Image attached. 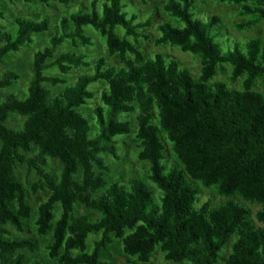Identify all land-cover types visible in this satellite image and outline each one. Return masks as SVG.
Here are the masks:
<instances>
[{"label": "trees", "instance_id": "obj_1", "mask_svg": "<svg viewBox=\"0 0 264 264\" xmlns=\"http://www.w3.org/2000/svg\"><path fill=\"white\" fill-rule=\"evenodd\" d=\"M204 1L237 7L247 19L237 24L239 31L264 21V0ZM126 8L124 0H94L90 11L64 17L63 33L34 54L28 95L22 99L8 93L0 100V258L10 256L8 264H48L32 258L39 249L32 238L8 237V226L24 233V222L33 217L16 175L17 167L25 166L27 176L37 178L33 193L50 192L38 207L36 227L41 237L52 234L49 258L59 264H106L103 252L117 241L130 264H151L158 250L173 264H264V228L254 224L247 206L232 200L240 195L261 204L257 219L264 225V93L254 90L264 79L262 42L252 39L243 48L227 36L219 16H198L196 0H168L164 11L173 22L159 26L156 45L199 56L203 71L196 79L177 60L146 57L139 44L150 40L143 31L152 21L141 22ZM15 25V32L0 29V63L33 46L52 22L17 17ZM89 30L124 66L101 57L92 73L70 84L65 77L91 63L76 51L59 50L67 42L91 46ZM225 66L233 69L232 81L243 79V91L212 83ZM55 67L60 75H48ZM20 79L18 72L7 70L0 91ZM101 84L107 88L93 125L83 108L97 97L92 87ZM49 86L65 89L54 94ZM132 115L141 145L138 159L148 163L147 181L112 182L105 157L119 159V138L132 134ZM11 116L21 119L19 128L10 127ZM163 135L179 162L171 169L165 164ZM50 160L61 165L59 175L50 172ZM194 183L218 186L229 200L218 208L206 203L199 209ZM78 206L96 212L98 219L79 214ZM91 236L97 237L92 248Z\"/></svg>", "mask_w": 264, "mask_h": 264}, {"label": "rangeland", "instance_id": "obj_2", "mask_svg": "<svg viewBox=\"0 0 264 264\" xmlns=\"http://www.w3.org/2000/svg\"><path fill=\"white\" fill-rule=\"evenodd\" d=\"M92 1L94 0H68V2L58 1L53 2L50 6L37 1H34L32 4H27L24 1H15L14 3H12L10 0L1 1V11L4 14V17L0 18V29L2 30L15 32V19L17 17H27L37 21L47 17L51 19L52 26L48 33L41 36H36L35 44L33 46L23 49L18 55H11L4 62L0 63V78L7 70H14L21 75L20 81L12 88L0 91V100L8 93H15L22 99L28 95V88L33 77L32 66L34 54L40 49H43L49 45L50 40L57 32L63 33V30L61 29V21L64 17H70L71 14L78 12L90 11ZM99 1L100 3H103L110 0ZM167 1L168 0H146V3H144L142 0H124L125 4L127 5L126 9L131 13H137L141 22H146L148 20L152 21V26L143 31L149 36L150 40H142L139 44L146 57L150 58L154 57L156 54H160L167 60H177L180 62V65L183 68L188 69L192 73L194 78L199 79L203 71L202 61L199 56L192 53L183 52L181 49L170 44L165 47H158L156 45V40L160 36L158 30L159 26L165 22H173V20L164 11V6ZM196 3L199 11L198 16L200 18L206 19V17L210 15L219 16L222 19L227 36L232 38V40L237 41L243 48H245V45L252 39H259L262 42V46L264 48V21H262L256 27L247 29L245 31H239L236 27L237 24L246 22L247 19L239 15V9L237 7L218 4L212 1L205 2L204 0H196ZM72 27L73 26L70 24L68 25L67 29L69 30ZM120 33L122 35L123 31H120ZM88 36L91 39V46L82 47L79 45L78 47H75L70 42H67L59 50V54L66 51H76L78 54L87 57V60L91 63L90 68H83L79 71H75L72 75L65 77L69 80L70 84H74L80 75L92 73L95 62L101 57H107L108 62L113 66H124L118 57L109 56L106 43L98 33L89 30ZM232 71L233 69L230 66H225L212 83L222 82L226 84L231 90L243 91V79H240L236 82L232 81ZM47 74L50 76H58L60 75V72L58 71L57 67H55L54 69L49 70ZM49 87L54 94H59L65 89V87ZM106 88V84L93 86L92 90L96 92L97 97L87 107L83 108L85 116L91 121L93 125L96 123L94 110L99 105H101L100 95ZM254 90L262 94L264 93V79L257 82ZM132 119V134L119 138V159H115L111 156L105 157L106 162L111 167V170L109 173H107V177L112 182L121 180L127 184L133 178H140L144 181H147L146 177L149 174L148 163L141 162L138 159V152L141 150V145L136 138L137 122L133 115ZM9 125L10 127L17 129L21 126V119L17 116H11ZM163 140L166 144L165 164L167 165L168 169H171L174 166H178L179 162L177 161L173 152L172 143L165 135H163ZM48 167L50 172L56 175H59L61 172V165L56 161L50 160ZM16 175L28 193V204L33 209V217L31 220L24 222L26 229L24 233L15 230L11 226H8V237L15 240L32 238L38 243L39 247L38 251L31 255L33 259H38L39 261L48 264H59L56 260L49 258L48 247L53 241L52 234L46 237H41L38 235L36 227L38 207L40 203L48 199L50 192L40 190L37 194L33 193L31 186L37 181V178L34 175L28 177L25 166H18L16 169ZM151 187L156 192H158L154 186L151 185ZM194 187L199 190V201L196 205L199 209L206 203H209L211 208H218L225 205L229 200V198H226L219 193L218 186L206 188L201 183H194ZM232 200L236 203L247 206L251 210L254 224L258 227L264 228V225L257 219V213L262 209L261 204L248 202L240 195L235 196L232 198ZM78 213L87 214L93 220L98 219V214L96 212L87 210L83 206H78ZM96 239L97 237L91 236L88 242V246L90 248L94 246L93 244ZM231 245L224 253L226 256L231 253ZM122 248L121 242H115L103 252L102 261L106 264H130ZM9 258L10 256L0 258V264H8ZM151 264L173 263L166 261L164 255L160 250H158L155 253V256H153Z\"/></svg>", "mask_w": 264, "mask_h": 264}]
</instances>
